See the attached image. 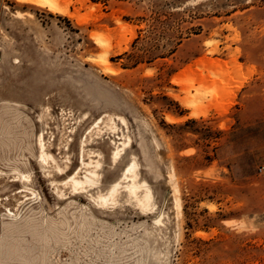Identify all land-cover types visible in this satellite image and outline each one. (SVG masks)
<instances>
[{
	"label": "rangeland",
	"instance_id": "obj_1",
	"mask_svg": "<svg viewBox=\"0 0 264 264\" xmlns=\"http://www.w3.org/2000/svg\"><path fill=\"white\" fill-rule=\"evenodd\" d=\"M57 1L0 0V264H264V0Z\"/></svg>",
	"mask_w": 264,
	"mask_h": 264
},
{
	"label": "trees",
	"instance_id": "obj_2",
	"mask_svg": "<svg viewBox=\"0 0 264 264\" xmlns=\"http://www.w3.org/2000/svg\"><path fill=\"white\" fill-rule=\"evenodd\" d=\"M95 1V0H93ZM142 40L141 36H139L133 43V46L134 44H138L140 41ZM136 46V45H135ZM126 55V54H124ZM124 55H121L119 56L118 58L122 59L124 57ZM127 56H131V54H127ZM132 61V63L130 65H132L131 67H136L137 65L139 64H142L143 61H144V56L141 54V56H132L130 62ZM129 64H125V66H123V68L125 69H128L129 66H127ZM177 107H179V105L177 103H175ZM190 123H196V120L195 119H191V120H188L186 123H185V126H188Z\"/></svg>",
	"mask_w": 264,
	"mask_h": 264
},
{
	"label": "bare ground",
	"instance_id": "obj_3",
	"mask_svg": "<svg viewBox=\"0 0 264 264\" xmlns=\"http://www.w3.org/2000/svg\"><path fill=\"white\" fill-rule=\"evenodd\" d=\"M29 1H33L39 5H42V6H48L49 8L54 9V10H57L60 8L59 7L60 4H58L57 0H29Z\"/></svg>",
	"mask_w": 264,
	"mask_h": 264
},
{
	"label": "built area",
	"instance_id": "obj_4",
	"mask_svg": "<svg viewBox=\"0 0 264 264\" xmlns=\"http://www.w3.org/2000/svg\"><path fill=\"white\" fill-rule=\"evenodd\" d=\"M263 170H264V168H263Z\"/></svg>",
	"mask_w": 264,
	"mask_h": 264
}]
</instances>
